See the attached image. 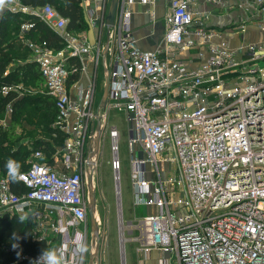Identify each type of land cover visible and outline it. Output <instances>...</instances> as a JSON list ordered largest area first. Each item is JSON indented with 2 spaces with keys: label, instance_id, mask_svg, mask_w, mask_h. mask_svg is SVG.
<instances>
[{
  "label": "built area",
  "instance_id": "1",
  "mask_svg": "<svg viewBox=\"0 0 264 264\" xmlns=\"http://www.w3.org/2000/svg\"><path fill=\"white\" fill-rule=\"evenodd\" d=\"M108 2L79 0L93 29L92 45L86 28L68 29L67 19L49 4H0V15H33L61 44H32L24 35L31 24H20L17 36L41 79L34 92L50 98L54 127L64 135L51 164L39 149H30L17 179L23 192H12L7 176L0 178V217L26 215L31 238L44 241L45 251L59 249L66 264H83L88 254L93 264L95 238L88 242L85 229L90 218L94 225L96 220L87 183L108 112L123 111L134 205L146 210L135 221V253L145 257L156 250L157 264H264V41L231 49L222 38L231 21L239 32L254 22L264 36V0H167L163 34L152 50L137 47L129 19L138 3L151 23L157 21L155 0H117L106 27ZM199 4L238 14L214 28ZM99 63L102 92L95 103ZM88 64L90 77L78 86L70 76ZM21 85L1 86L0 95ZM6 106L10 115V102ZM118 136L110 126L115 154ZM114 160L113 170H119ZM81 238L83 254L77 252ZM43 251L20 257V264H35Z\"/></svg>",
  "mask_w": 264,
  "mask_h": 264
},
{
  "label": "rangeland",
  "instance_id": "2",
  "mask_svg": "<svg viewBox=\"0 0 264 264\" xmlns=\"http://www.w3.org/2000/svg\"><path fill=\"white\" fill-rule=\"evenodd\" d=\"M221 11V10H220ZM225 11V10H224ZM232 14V18L237 17V12L228 10ZM238 24V23H237ZM233 21L229 22L226 27L230 30L223 31L222 38L228 41L230 48H235L238 44L253 42L260 43L264 41V36L256 32L255 23L247 24L243 32H239L238 26ZM103 39V37H102ZM19 38L14 43L17 49V59L13 64L7 67L11 68L14 64L23 63L30 58L27 56V49ZM24 47L25 49H22ZM13 65V66H12ZM102 67L96 70V87L94 102L100 96ZM22 84V83H21ZM32 87V85H30ZM24 84L18 88L14 94L15 98L24 97L28 103L25 110L21 113L17 127L14 129V135L8 139L6 136L1 138L2 145H8L11 149H15L19 145L26 147V152L22 157V167L24 169L29 158L30 149L34 148L33 143L49 141L58 148L59 142L53 140L55 127L52 121L53 111L48 102H38L36 100V92ZM37 89V88H36ZM12 101H10L11 110H13ZM7 103L3 106L0 104V134L9 128L11 114L6 113ZM115 126L118 132L117 152L111 150V140L108 137V128ZM128 135L127 123L123 111L111 110L108 112V119L105 124V130L101 132L97 139L94 154V169L90 182L91 198L93 202V212L95 215V233L91 229V225L85 229L86 239L95 234L94 261L95 264H136L134 257V249L137 247L132 238L138 236V231L134 229L137 218L142 217L146 210L142 206L134 205V196L130 183L129 173V153H128ZM117 157L119 161V170H113V161ZM167 170H172L166 167ZM148 177V176H147ZM93 234V235H92ZM121 237L126 240L121 243ZM121 245V246H120ZM136 246V247H135ZM88 254H85L83 264H88ZM94 261L92 263L94 264Z\"/></svg>",
  "mask_w": 264,
  "mask_h": 264
},
{
  "label": "trees",
  "instance_id": "3",
  "mask_svg": "<svg viewBox=\"0 0 264 264\" xmlns=\"http://www.w3.org/2000/svg\"><path fill=\"white\" fill-rule=\"evenodd\" d=\"M24 5L31 7H38L44 4L51 5L56 12L67 19V28L72 31H80L86 28L83 21L82 10L79 6V0H21ZM29 22L31 27L24 32L25 37L35 45L45 46L52 49H58L61 44L57 36L48 29L41 21L35 16H21L16 13L4 12L0 15V87L7 85H16L19 83L25 86L36 89L41 81L37 66L32 60L24 61L23 63H16L13 67L8 68L9 64H13L17 59V49L14 47L15 41L18 39V31L20 24ZM27 49V56H31V51ZM22 47V49H25ZM78 75L73 74L70 76L71 81H76ZM36 100L38 102H48L53 111L52 121L55 119V109L52 101L46 95L36 93ZM14 92H8L5 96L0 95V104L3 106L12 101V114L9 123V128L0 134V140L3 137L10 138L14 135V129L17 127L18 120L21 113L25 110L28 103L24 97L14 99ZM53 140L59 142L61 145L63 140V134L58 130H54ZM34 148L39 149L48 164L52 161L49 160L50 154L54 150V145L45 142H34ZM26 152V147L19 145L15 149H11L8 145H2L0 143V178L7 176L9 189L14 193H21L24 191L23 186L16 180L10 181L5 163L9 158L18 160L22 164V157ZM26 168V166H25ZM24 168V169H25ZM21 169L20 171L24 170ZM30 222L26 218L21 222V216L16 214H3L0 217V264H12V263H24L25 260H21L20 257H31L35 254L43 251L46 248V244L42 240H33L31 238Z\"/></svg>",
  "mask_w": 264,
  "mask_h": 264
},
{
  "label": "crops",
  "instance_id": "4",
  "mask_svg": "<svg viewBox=\"0 0 264 264\" xmlns=\"http://www.w3.org/2000/svg\"><path fill=\"white\" fill-rule=\"evenodd\" d=\"M166 1L167 0H155V5L153 7V10L155 12V16L157 17V21H154L153 23L150 22L149 15L146 11V7L139 5L138 3H134L132 5L131 16L129 19V27L132 31L137 47L144 50H152L158 46L161 36L163 34L161 20H162V15L166 10V6H165ZM198 6L200 10L209 11L210 14L207 17V24L214 28L220 29L232 19V14L228 12L229 9L226 11L224 10L220 11V10H214L208 5L199 4ZM90 72H91V67L88 64L86 71L81 73L77 77L76 80L77 82L75 84H78V86L85 85L90 77ZM100 81H103L102 76ZM101 92H102V85L100 86V94ZM53 166L54 168L57 167V165H53ZM124 240L126 239L124 238ZM134 257L136 260V264H157L160 254L156 250H151L149 254L146 255L145 257H142L136 253H134Z\"/></svg>",
  "mask_w": 264,
  "mask_h": 264
},
{
  "label": "clouds",
  "instance_id": "5",
  "mask_svg": "<svg viewBox=\"0 0 264 264\" xmlns=\"http://www.w3.org/2000/svg\"><path fill=\"white\" fill-rule=\"evenodd\" d=\"M4 0H0V4H2ZM21 163L18 160L9 158L5 163V168L7 170L8 177L10 181L15 182L18 177L21 175ZM26 215L21 216V222L26 219ZM77 252L79 254H83L87 252V246L83 243V238H81V243L77 248ZM35 264H66L65 254L59 249H48L44 250L39 257V259L35 262Z\"/></svg>",
  "mask_w": 264,
  "mask_h": 264
},
{
  "label": "water",
  "instance_id": "6",
  "mask_svg": "<svg viewBox=\"0 0 264 264\" xmlns=\"http://www.w3.org/2000/svg\"><path fill=\"white\" fill-rule=\"evenodd\" d=\"M116 1L117 0H109V2H108L106 16H105V20H104V24L106 27H110L112 25ZM82 15H83V21L86 25V31H85L86 39H87L88 44L92 45L93 41H94L93 29L90 26V23H89L87 17L85 16V14L83 13V11H82ZM93 24H94V26H96L97 20H94ZM89 185H90V180H88L87 188H89ZM91 203H92V200H91ZM90 224H91V229L95 233V226H94V223L92 221V218H90ZM94 237H95V234H94Z\"/></svg>",
  "mask_w": 264,
  "mask_h": 264
},
{
  "label": "bare ground",
  "instance_id": "7",
  "mask_svg": "<svg viewBox=\"0 0 264 264\" xmlns=\"http://www.w3.org/2000/svg\"><path fill=\"white\" fill-rule=\"evenodd\" d=\"M94 217H95V215H94ZM121 238H122V239H121V241H122V243H123L125 240H124V238H123V237H121Z\"/></svg>",
  "mask_w": 264,
  "mask_h": 264
}]
</instances>
